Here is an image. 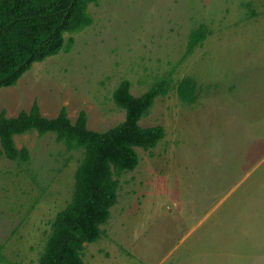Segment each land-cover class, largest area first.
I'll list each match as a JSON object with an SVG mask.
<instances>
[{
  "label": "rangeland",
  "instance_id": "obj_1",
  "mask_svg": "<svg viewBox=\"0 0 264 264\" xmlns=\"http://www.w3.org/2000/svg\"><path fill=\"white\" fill-rule=\"evenodd\" d=\"M74 44L36 62L0 88V111L37 101L44 116L62 106L88 128L121 122L111 98L122 78L146 90L181 54L190 29L210 34L175 70L197 83V100L175 90L156 97L141 126L165 136L119 177L102 235L84 244V264H264V0H98ZM68 36V34L66 35ZM26 164L0 156V264H37L50 222L70 200L81 154L53 133L15 136Z\"/></svg>",
  "mask_w": 264,
  "mask_h": 264
},
{
  "label": "trees",
  "instance_id": "obj_2",
  "mask_svg": "<svg viewBox=\"0 0 264 264\" xmlns=\"http://www.w3.org/2000/svg\"><path fill=\"white\" fill-rule=\"evenodd\" d=\"M97 1L0 0V88L14 86L34 63L60 51L68 52L74 44L73 34L92 24L88 8ZM209 34L205 24L190 29L181 54L173 61L167 60L164 70L153 77L142 93L134 95L130 81L120 79L111 98L123 110L124 118L107 130L88 128L83 110L74 121L64 106L56 116H44L35 100L29 109H22L15 116H8L5 109L0 111V156L18 165L28 163L29 150L25 146L18 148L15 136L31 131L38 135L53 133L66 151L81 154L71 198L50 222L37 264H84V244L100 238L101 226L107 223L110 209L117 203L119 177L138 165L135 148L152 156V149L165 136L161 125H140L156 97L175 90L184 103L197 100L196 80L186 75L174 82L173 75Z\"/></svg>",
  "mask_w": 264,
  "mask_h": 264
}]
</instances>
